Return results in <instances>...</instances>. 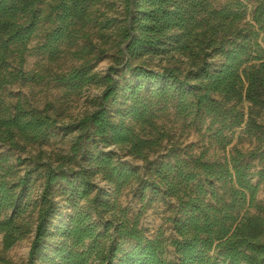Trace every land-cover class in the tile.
Listing matches in <instances>:
<instances>
[{
  "label": "trees",
  "instance_id": "obj_1",
  "mask_svg": "<svg viewBox=\"0 0 264 264\" xmlns=\"http://www.w3.org/2000/svg\"><path fill=\"white\" fill-rule=\"evenodd\" d=\"M122 3L123 11L110 15L116 10L111 0H0V144L40 147L34 169L19 182L21 192L0 182V207L12 209L0 216L4 249L34 230L28 264H264V204L254 182L264 169L253 170L264 151L237 149L230 158H211L177 144L159 122L172 109L196 125L207 123L220 143L226 131L243 125L264 143L258 120L264 0ZM44 22L49 26L37 48L50 62L85 41L80 65L51 73L65 91L104 86L96 108L73 126L68 153L41 148L59 121L52 105L9 102L3 93L7 84L33 77L23 66ZM91 28L116 49L105 74L89 58L98 48ZM33 172L43 181L34 225L31 202H23ZM99 176L112 190L98 185ZM132 183L168 200L172 236L149 237L139 219L129 217L118 194ZM64 207L70 208L66 216Z\"/></svg>",
  "mask_w": 264,
  "mask_h": 264
},
{
  "label": "rangeland",
  "instance_id": "obj_2",
  "mask_svg": "<svg viewBox=\"0 0 264 264\" xmlns=\"http://www.w3.org/2000/svg\"><path fill=\"white\" fill-rule=\"evenodd\" d=\"M111 1L116 4V10L109 11V14H120L117 12L123 11L122 0ZM219 1L223 2L225 0ZM48 26L49 23L44 22L38 35L29 44L30 49L27 52L23 69L24 72L33 75V77L17 79L7 84L3 93L9 102L23 100L27 104L38 108L52 105V111L56 113L59 121L52 131L49 141L41 148L49 154L68 153L77 134V131L73 130V126L85 114L96 108L95 99L102 95L104 86L92 84L84 87L80 92L67 93L65 91V88L51 76V73L67 72L80 65L84 59L78 50L85 41L82 40L80 46L67 48L57 61L50 62L47 55L37 48L38 43L43 39V31ZM90 30L93 32V43L98 48L89 58H96L92 61L95 65L94 70L100 74H105L109 67L114 64L116 49L112 46V43L104 44L102 39L95 33V28ZM262 42L264 43V32L262 33ZM100 48H107V52L104 54L99 53ZM99 55L100 57H98ZM15 65L14 62L12 67ZM258 120L264 124V109L260 112ZM159 122L171 132L173 141L177 144L180 146L191 145L196 152L207 151L208 156L211 158H230L237 149L249 152L259 147L261 151H264V143H260L256 136L245 132V125L226 131L227 138L220 143L210 132L207 123L196 125L190 118L177 117L172 109L163 114ZM164 144L169 147L171 145L167 140ZM39 148L38 145H29L25 149H17L8 144H0V182L7 180L10 185H16L17 191L21 192L23 186L19 182L23 176L28 174L27 172L34 169V156L38 154ZM127 158L132 160L130 156ZM137 163L142 164V161H137ZM254 165L253 170L256 173L264 169L262 158L255 160ZM42 182L41 177L33 172L29 176L28 184L24 187L23 202H31L27 213L33 225L37 217L33 205L42 192ZM96 182L101 188L112 190L111 185L101 176L96 178ZM254 182L259 184L258 198L264 204V171L262 175L258 173L255 175ZM118 200L123 208L127 210L129 217L139 219L140 226L149 237H154L161 231L166 236H172L173 227L170 221L172 210L168 200L161 198V196H153L151 193H141L138 183H132L124 187L118 194ZM61 204L66 205L64 201ZM68 210H70L69 207L65 208V216L69 212ZM11 211L12 209L0 207V216L5 217ZM63 220H65V217L59 218L56 224L63 222ZM34 234L33 230L26 238L18 241L8 250L4 249L3 235H0V264H28ZM170 250L169 256L173 257L172 248Z\"/></svg>",
  "mask_w": 264,
  "mask_h": 264
}]
</instances>
